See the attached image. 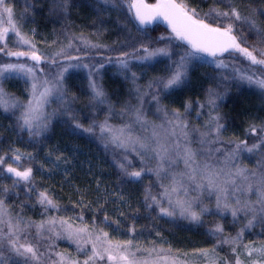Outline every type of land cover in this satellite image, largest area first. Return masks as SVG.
<instances>
[{
  "label": "snow or ice",
  "instance_id": "1",
  "mask_svg": "<svg viewBox=\"0 0 264 264\" xmlns=\"http://www.w3.org/2000/svg\"><path fill=\"white\" fill-rule=\"evenodd\" d=\"M99 3L123 12L126 21L145 35L149 25L163 22L169 32L159 39L166 41L165 46L141 44L139 48L133 46L131 52L119 50L114 58L107 55L93 63L87 59V51L81 55V45L86 50L107 46L94 43L81 34L70 37L66 45L53 52L45 53L22 30L13 5L8 0H0V109L12 113L16 127L20 132L27 133L30 142H39L45 136L57 113L66 117L61 122L69 126L71 134L98 133L105 150L109 146L122 150V158L116 164L126 178L124 182L139 181L146 171L155 175L161 191L153 194L151 188H146L144 203L147 209L158 210L161 217L200 224L205 215L223 217L230 214L234 225L240 222L241 216L246 218L245 222L235 235H225L223 225L216 223L207 233L216 240L215 245L194 248L191 253L185 252L182 256L174 254L171 246L165 248L163 241H153L152 246L144 247L137 239L134 223L125 226L126 233L130 234L128 238L111 235L106 229L115 224L113 232H119L121 221L111 219L107 213L101 224L96 223V217L92 218L91 223L86 221L83 211L78 216L44 215L60 213L62 209L48 189L35 187L31 162L36 157L31 152L9 148L0 153V193L7 194L10 188L15 190L23 186L29 199L35 194L36 203L43 213L39 221L25 219L22 208L21 213L13 214L5 199L0 198V264H196L197 261L199 264H221V259L222 264H264V239L258 244L251 240L244 242L245 233L255 223L264 224V171L259 174L249 172L237 162L245 152L264 149V121L260 125H251L248 130L257 137L256 142L251 145L246 140L234 142L231 148L224 151L223 158L216 157L215 161L210 148L207 156L201 160V153L191 147L183 113L179 109H173L170 113L160 101L161 91L167 93L180 88L194 68L207 64L227 70L230 67L227 61L235 63L241 59L248 64L245 68H233L232 78L246 82L264 94V48L248 47L236 33L237 22H246L259 35L261 30L256 22L242 16L231 5H227L226 10L212 9L202 17L185 0H99ZM55 6L66 10L68 0H60ZM260 15L264 16V12ZM20 19H24L23 14ZM10 40H14V43L10 44ZM77 40L79 45L75 43ZM161 60L169 62L167 74L150 81L147 87L157 90L152 100L157 104V112H163V122L157 124L147 119L142 100L146 92L140 94L139 106L124 109L129 112L130 120L120 125L110 124L107 118L102 122L92 120L85 125L75 114L66 85L73 74L86 75L90 99L96 105H102L107 103V99L96 77L105 64L114 65L117 73L125 78L131 73L135 83L137 73L132 71L133 61L142 66ZM9 79H22L27 85L26 102L5 92L2 85ZM224 79H229V76L225 75ZM222 98V94L211 88L208 90L209 119L204 125L205 131L200 133L198 142L201 145L214 144L220 139L224 125L216 110ZM53 103L58 107L49 111ZM191 106L190 102L187 103L184 111L188 112ZM199 107L203 109L204 104H199ZM213 112L216 114L213 115ZM200 114L198 111L197 116ZM135 126H139L141 133L148 134L138 133ZM209 136L211 140L206 139ZM214 151L220 153L221 147H216ZM129 153L139 158L140 167L134 165ZM47 155L51 156L52 153ZM25 160L29 162L27 165L22 163ZM150 160L155 161L154 167H148ZM60 161L61 156L57 155L54 166L58 167ZM178 163L183 164L182 171L173 170ZM258 163L264 169V159ZM9 179L10 186L6 183ZM205 194L209 201L215 197V213L201 199ZM119 198L122 200L123 195ZM76 206L83 209L89 205L84 204L81 197ZM120 215L124 214L121 212ZM156 235L160 236V232L157 231ZM61 238L75 245V256L68 251H55L53 243L41 251V245L34 242ZM225 244L231 246V259L219 257L218 248Z\"/></svg>",
  "mask_w": 264,
  "mask_h": 264
},
{
  "label": "trees",
  "instance_id": "2",
  "mask_svg": "<svg viewBox=\"0 0 264 264\" xmlns=\"http://www.w3.org/2000/svg\"><path fill=\"white\" fill-rule=\"evenodd\" d=\"M9 1L14 7L15 15L19 21L37 22L39 20L38 22H42L47 26H53L56 29L57 34L64 36V38L77 36L76 33H73L70 30L73 9L77 6L91 7L94 11V18L89 22L88 27L91 30H103L102 33L99 32V37L95 39V43L107 46V48L86 50L83 49V46L81 45V55L87 51V59L93 63L102 60L107 55H111L114 58L118 54L119 50L131 52L133 50V46L139 48L141 44H145L149 47H164L166 43V41L159 39L161 36H165L168 30V28L162 24L155 23L153 26L148 27L146 30L147 34L145 35L138 32L132 24L126 21L123 12L113 10L110 6L100 5L99 3L94 2V0H68L66 10L55 6L60 2V0H52L53 2L48 0ZM149 2H155V0H149ZM185 3H187L191 8L196 9L202 17H204L205 14L209 13L212 9L218 8L220 10H226L227 5L237 8L242 16L249 17L254 20L256 22V26L261 30L258 35L254 29L250 28L248 23L237 22L236 33L239 38L243 42H246V45L250 48L253 46L264 48V39H261V37L264 36V16L260 15L261 12H264V0H185ZM26 8L27 11H25ZM105 8H107V10H105ZM21 14H23L24 19H20ZM9 43H14V40H10ZM75 43L77 45L80 44L78 40ZM227 62L230 64V67L227 70H220L215 67L207 69L205 74L206 82H203V84L202 82L199 83L202 86H200V90L187 91V89L184 88L180 90L178 94L180 110H184L185 105L189 102L192 105L188 112H180L183 113V119L188 124L187 130L189 133V139L192 141L191 147L201 153V160L207 156L210 148L213 150V159L215 161L216 157L222 159L224 151L231 148L234 142L246 140L249 145L256 142L257 137L253 136L248 130L251 125H260L261 122L264 121V97L251 91H245L243 93L241 85L236 79L232 78L234 75L232 69L245 68L248 62L243 61L242 59L236 60L235 63H232L231 60ZM168 63L169 62L165 60L159 63L156 68H151L146 65L141 66L137 62H134L133 69L145 73L146 78L150 82L167 74L166 66ZM106 66L107 65L105 64V67ZM225 75H228L229 79H224ZM96 79L104 90L107 99L106 104L111 106V114H109V111H106V108L101 105H96L95 102L90 99L91 92L84 73L73 74L66 81L68 99L72 101V108L75 110V114L81 122L85 123V125L90 123L92 120L102 122L106 118L112 125H120L128 122L130 120V115L129 112L124 109L135 104V98L130 92L128 83L118 76H112L111 72L107 71L103 73L102 70L100 74L97 75ZM3 86L6 88L5 84ZM210 88L222 94L223 98L218 101L219 107L216 112H218L222 117L221 123L224 125V130L222 131L220 139L217 143L201 145L198 141L200 139V133L205 131V121L202 119L200 120V118L202 115L207 118L209 116V111H199L201 114L197 116L198 111L193 110L198 109L199 104H204V106L207 105V95ZM156 92L157 90L155 88L148 89L144 104L147 105V103H150L152 101V95L156 94ZM162 93L163 91L160 92V98ZM73 97H75V99H73ZM160 101L162 106H166L163 100L160 99ZM151 107L153 108L154 105H151ZM144 112L149 121H164L163 112ZM169 112L171 113V111ZM216 112H213V115H215ZM64 119H66V117L57 113V116L52 119L49 131L43 138L40 139L39 142L33 143H38L39 145V143L44 142L56 132L60 131L63 135L70 137L78 143L92 149L108 166L111 175L118 186L123 188L134 187L137 189L141 215H144L154 224L161 225L162 223H165V226H169L170 229L176 232V234L182 239L190 241L206 240L214 242L215 244L216 240L207 235V233L216 223L223 225L225 235H235L239 227L243 226L246 219L243 216H241L240 222L235 225L232 222L230 214L223 217L220 215H205L202 218V222L200 224H196L180 218H176V220L173 221L170 218L161 217L158 214V210L147 209L144 203L145 189L151 188L153 194L161 191L159 182L157 181L155 175L146 171L141 180L136 182H124L126 178L123 177V174L116 164V162L122 158V150L114 149L111 146L105 150L102 142L98 138V133L96 135L71 134L69 126L61 122ZM13 126L18 137L22 141L30 144L31 142L29 141L26 132H20L16 127V123H14ZM138 128L139 126H135V131L141 133ZM8 137L9 135L6 131H1L0 153L8 150L6 146V140L9 139ZM206 139L211 140L212 137L209 136ZM33 143L31 144L35 145ZM216 147H221L220 153H216L214 151ZM129 158L133 160L136 167L141 166L139 158L134 154L129 153ZM262 159H264V149L254 151L253 153L245 152L239 157L237 162L240 167L246 168L249 172L255 171L259 174L261 171H264V169L260 168L258 163ZM22 163L27 165L29 162L25 160ZM31 165L34 169L35 177L36 165L34 162H31ZM147 165L148 167H154L155 161L150 160L147 162ZM183 168V164L178 163L173 170H183ZM166 182L167 181H165V183ZM6 183L10 186L11 179L7 180ZM34 185L37 189H43L41 183L36 179V177L34 179ZM0 198L5 199L7 206L10 202L15 204L12 210L9 208L13 214L21 213L22 208V215L25 219L31 218L33 221H39L42 218L43 210L40 205L36 203L35 194H32L31 199H29L23 186L15 190L10 188V191L7 194L0 193ZM201 199L212 213L216 212L215 197H212L211 201H209V197L205 194ZM252 199L254 200L255 196H253ZM44 215H47V213ZM245 234L253 239H264V224L259 222L255 223V226L250 228ZM33 235H35L34 230ZM34 242H38L41 245V251H45L49 243L55 244V251L69 252L70 250L69 246L67 247L66 240L63 238L58 240L53 239L51 241L47 239H40L38 241L34 240ZM219 249L223 254V258H232L230 245H221Z\"/></svg>",
  "mask_w": 264,
  "mask_h": 264
},
{
  "label": "rangeland",
  "instance_id": "3",
  "mask_svg": "<svg viewBox=\"0 0 264 264\" xmlns=\"http://www.w3.org/2000/svg\"><path fill=\"white\" fill-rule=\"evenodd\" d=\"M48 1L53 2L52 0ZM8 2L10 3L9 0ZM94 2L99 3V0H94ZM99 4L102 5L101 3ZM93 18L94 11L91 7H75L71 15L70 30L73 33H76L77 36L83 34L95 43V39L99 37V32L102 33L103 30H91L88 27L89 22ZM38 21H19V23L22 24V30L31 36L41 51L51 53L61 45L67 44L69 37L64 38V36L57 34V31L53 26H47ZM168 32L169 30H167L165 36L168 35ZM162 61L165 60H161V62ZM134 62L135 61H133V65ZM159 63L153 62L151 65H145L151 68H156ZM106 65L107 66L102 69L103 73L109 71L112 76H118L128 83L130 92L135 98V104L129 108L139 106L140 94L145 92L147 93L148 91L147 85L149 80L146 78V74L140 72L139 70H134L132 66V71L137 73L135 83H133L131 73H128L127 78H125V76L117 73L114 65ZM211 67L214 66L205 64L201 67L194 68L190 72L189 79L184 85L178 89L162 93L160 99L163 100L168 111H172L173 109L180 110V102L178 101L179 91L184 88H186L187 91H197L202 87L199 83L202 82L203 84V82H206L205 74L207 69ZM237 81L241 85L243 93L245 91H251L264 97V94H262L259 89L249 86L246 82ZM4 84L8 89L4 88ZM3 85L2 86L5 92L13 97H18L21 102H26V98L28 96V92L26 91L27 85L22 79H9L4 81ZM137 89H139V92ZM145 96L146 95L142 96L143 111H157V104L154 100L147 103V105L144 104ZM151 105H154V107L152 108ZM101 106L106 108V111H109L108 104H102ZM57 107L58 105L53 103L50 106L49 111L56 109ZM193 111H209V107L206 105L203 109H200L199 107ZM201 119L205 121V124L209 119V116L205 118L202 115L200 120ZM14 123H16V121L12 113H5L2 109H0V133L1 131H6L9 135V139L6 140L7 148H19L22 152H31L36 157V159L32 161L36 165V179L41 183L43 189L49 190L54 199L57 200L61 206L62 211L60 213L50 212L47 213V215L78 216L81 211H83L86 221L91 223L92 218L96 217V223L101 224L105 213H107L111 219H119L121 221L119 232H113V229L116 228L115 224H113L111 228L106 229L111 235L120 238H128L130 234L126 233L125 226L132 225L134 223L136 233L138 234L137 239L142 246L150 247L152 246L153 241H163L164 247L167 248L168 246H171L174 250V254L178 256H182L185 252L191 253L194 248H210L215 245L214 242L206 240L190 241L182 239L176 234V232L170 229L169 226H165V223L156 225L144 215H141L137 189L134 187L123 188L118 186L116 181L113 179L108 166L99 157V155L89 147L63 135L60 131L56 132L44 142L39 143V145L38 143L31 142L35 144L32 145L31 143L29 144L22 141L18 137L17 133L14 131ZM155 123L159 124L161 122L155 121ZM138 130L141 131L140 128H138ZM141 134L147 135L146 133ZM49 152L52 153L51 156L47 155ZM57 155L61 156V161L59 166L55 167L54 162L56 161ZM65 161H67V163H65ZM41 164H43V168H41ZM175 171L182 170L179 169ZM121 194L123 195L122 200L119 198ZM81 197H83V203L89 205L88 207H84L83 209H81L80 206L74 207V205H79ZM101 205H103V207H101ZM14 206L15 204L13 202L8 203V208L11 210ZM65 209L67 211H63ZM121 212L124 215L121 216ZM157 231L160 232V236L156 235ZM250 240L256 242L257 244L261 241L253 239L245 234L244 242L247 243ZM66 242L67 247L69 246L70 249L69 252L75 256V245L67 240ZM218 253L219 257L223 258V254L219 248ZM196 264H199V262L197 261Z\"/></svg>",
  "mask_w": 264,
  "mask_h": 264
},
{
  "label": "water",
  "instance_id": "4",
  "mask_svg": "<svg viewBox=\"0 0 264 264\" xmlns=\"http://www.w3.org/2000/svg\"><path fill=\"white\" fill-rule=\"evenodd\" d=\"M155 23H160V24L164 25L165 27H167V25L164 24L163 22H155ZM153 24H154V23H153ZM153 24H152V25H153ZM152 25H149L148 27H151Z\"/></svg>",
  "mask_w": 264,
  "mask_h": 264
}]
</instances>
